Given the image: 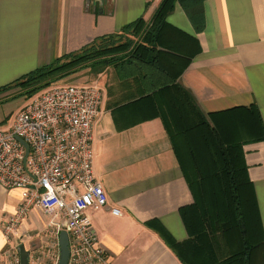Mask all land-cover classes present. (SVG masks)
<instances>
[{
  "label": "crops",
  "instance_id": "0c3cea01",
  "mask_svg": "<svg viewBox=\"0 0 264 264\" xmlns=\"http://www.w3.org/2000/svg\"><path fill=\"white\" fill-rule=\"evenodd\" d=\"M149 1L0 0V87L121 32ZM204 18L198 30L177 3L151 42L157 68L150 73L163 88L146 90L135 64H111L98 74L103 103L94 126V165L109 202L89 214L113 264H184L172 243L193 241L181 208L195 195L164 122L177 98L188 106L183 92L212 126L228 127L230 141L243 142L253 220L261 226L251 264H264V0H205ZM20 202L19 188L0 185V264L16 250L20 256V244L30 251L29 264H58L61 231L49 220L40 225L35 215L48 214L38 207L22 220L10 252L2 227ZM237 245L229 243V250Z\"/></svg>",
  "mask_w": 264,
  "mask_h": 264
},
{
  "label": "trees",
  "instance_id": "16d2710c",
  "mask_svg": "<svg viewBox=\"0 0 264 264\" xmlns=\"http://www.w3.org/2000/svg\"><path fill=\"white\" fill-rule=\"evenodd\" d=\"M204 2L151 0L144 13L121 32L99 36L78 51L0 87V92L20 86L26 99H30L86 67H97L95 70L100 73L111 64H135L148 83L146 90L163 88L150 73L157 68L156 46L151 42L158 39L177 3L195 27L202 30ZM183 96L188 98V106L185 99L182 102L177 98L172 106L174 111H166L164 122L195 195L192 205L181 208L193 241L172 243V247L184 264H251V254L261 243L257 240L261 226L253 220L257 209L244 161L243 142L230 141L226 134L228 127L212 126L193 98L187 92ZM233 242L238 245L229 250L228 244Z\"/></svg>",
  "mask_w": 264,
  "mask_h": 264
},
{
  "label": "built area",
  "instance_id": "2783aa9c",
  "mask_svg": "<svg viewBox=\"0 0 264 264\" xmlns=\"http://www.w3.org/2000/svg\"><path fill=\"white\" fill-rule=\"evenodd\" d=\"M102 103L97 84H54L28 99L10 126L0 127V185L21 190L15 214L2 227L10 252L17 249L22 220L38 207L48 214L49 227L68 232L67 264H113L89 214L109 202L94 165ZM111 211L123 214L117 207ZM7 264H21L17 250Z\"/></svg>",
  "mask_w": 264,
  "mask_h": 264
},
{
  "label": "rangeland",
  "instance_id": "374dc122",
  "mask_svg": "<svg viewBox=\"0 0 264 264\" xmlns=\"http://www.w3.org/2000/svg\"><path fill=\"white\" fill-rule=\"evenodd\" d=\"M95 69L97 67H86L77 73L64 77L59 81V84L91 83L102 87L101 77L98 76V70ZM23 94V89L20 86H13L0 92V127L6 128L10 126L17 110L28 100ZM47 217L43 213L35 215V219L40 225L47 223V220H49ZM33 221L35 220L33 219ZM34 226H36V222H34Z\"/></svg>",
  "mask_w": 264,
  "mask_h": 264
},
{
  "label": "water",
  "instance_id": "95a60500",
  "mask_svg": "<svg viewBox=\"0 0 264 264\" xmlns=\"http://www.w3.org/2000/svg\"><path fill=\"white\" fill-rule=\"evenodd\" d=\"M88 0V4H89ZM18 139L23 142L28 150V144L20 137ZM69 243L70 238L69 234L66 230H62L60 232V238H59V245H60V257L58 264H67L69 259ZM19 252H20V260L21 264H29V253L30 251L26 248L25 244L19 245Z\"/></svg>",
  "mask_w": 264,
  "mask_h": 264
}]
</instances>
